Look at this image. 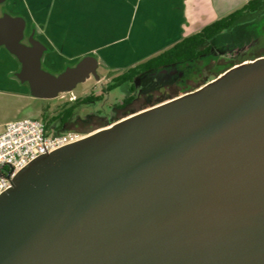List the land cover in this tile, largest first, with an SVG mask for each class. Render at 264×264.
<instances>
[{
  "label": "water",
  "instance_id": "1",
  "mask_svg": "<svg viewBox=\"0 0 264 264\" xmlns=\"http://www.w3.org/2000/svg\"><path fill=\"white\" fill-rule=\"evenodd\" d=\"M25 25L0 15L31 96L99 78L93 55L44 69ZM0 264H264V55L30 161L0 193Z\"/></svg>",
  "mask_w": 264,
  "mask_h": 264
},
{
  "label": "rangeland",
  "instance_id": "2",
  "mask_svg": "<svg viewBox=\"0 0 264 264\" xmlns=\"http://www.w3.org/2000/svg\"><path fill=\"white\" fill-rule=\"evenodd\" d=\"M176 1L7 0L5 4H0V10L4 7L10 14L24 17L25 34L34 29L37 38L47 46L44 59L41 58L44 69L59 73L81 57L93 55L99 61L97 72L100 76L99 80L89 77L72 91L59 93L55 98H35L30 95L28 85L21 83L14 75L19 70V64L2 46L0 131L3 129L1 123L5 121L26 117H39L45 121L75 97L101 93V84H107L115 74L167 48L181 37V33L182 36L189 35L241 7L248 0H185V24L181 33L178 16L175 18L174 14L164 9ZM252 42H255L257 52H264V9L206 42L205 45H211V51L199 60H188L139 75L134 81L135 95L154 89L162 90L173 79L179 80L180 87L185 83V90L191 91L189 89L202 81L208 82L215 77L223 67V60L220 59L233 58L247 51ZM175 88L181 90L177 87L172 90ZM127 94V85H122L104 94L100 100L80 105L59 129L81 131L91 126L93 130L83 132L88 134L100 124L117 121L120 118L111 107ZM138 104L135 102L134 107ZM51 126L58 127V122Z\"/></svg>",
  "mask_w": 264,
  "mask_h": 264
},
{
  "label": "trees",
  "instance_id": "3",
  "mask_svg": "<svg viewBox=\"0 0 264 264\" xmlns=\"http://www.w3.org/2000/svg\"><path fill=\"white\" fill-rule=\"evenodd\" d=\"M264 9V0H248L241 7L223 15L210 23L204 25L197 31L183 36L181 39L177 40L167 48H164L158 51L156 54L147 57L146 59L129 66L124 72L113 78L112 82L108 84L107 90H112L116 86L124 82L132 81L135 77L143 72H147L152 69H159L174 64L182 63L188 60H199L203 55L210 53L211 45H205L206 42L213 39L218 34H221L223 31L230 29L237 22L246 19L253 13ZM255 42H252L250 48L242 53H239L237 56H232L233 58H224L223 67L221 70L217 71L215 77L225 71L226 69L232 67L235 64L241 63L244 60L254 59L258 56L264 55V52H257L258 49H254ZM252 51V52H250ZM254 51V52H253ZM257 52V53H256ZM207 81H202L196 87H193L189 90H194ZM175 83H179V80L172 83H168L165 86V89L162 91L152 90L146 94H143L141 97H135L130 95L126 97L119 105H122L121 108L125 109L123 113L118 117L122 118L126 115H129L133 112H136L142 108L152 106L164 100L170 99L174 96L180 95L188 90H185V86L181 90L176 91L174 89ZM185 84V83H183ZM134 85L130 87L131 91H134ZM101 99L99 96H94L93 94L86 95L84 97H76L71 102L63 105L61 109L55 114L52 115L48 120L45 119V122L48 126H51L55 121L58 122V129L66 124L69 119L72 117L74 111L82 104L89 103L94 100ZM138 102L139 104L134 107L133 104ZM118 105V106H119ZM117 106V107H118ZM117 120V119H116ZM106 124H100L95 128L105 126ZM88 127L82 132H89L93 129ZM93 128V127H92Z\"/></svg>",
  "mask_w": 264,
  "mask_h": 264
},
{
  "label": "built area",
  "instance_id": "4",
  "mask_svg": "<svg viewBox=\"0 0 264 264\" xmlns=\"http://www.w3.org/2000/svg\"><path fill=\"white\" fill-rule=\"evenodd\" d=\"M85 136L74 128L60 130L48 126L39 117L5 122L0 131V193L11 186L12 177L30 161Z\"/></svg>",
  "mask_w": 264,
  "mask_h": 264
},
{
  "label": "flooded vegetation",
  "instance_id": "5",
  "mask_svg": "<svg viewBox=\"0 0 264 264\" xmlns=\"http://www.w3.org/2000/svg\"><path fill=\"white\" fill-rule=\"evenodd\" d=\"M7 2V0H5L4 2H2V3H6ZM1 3V4H2ZM3 12H8L7 11V9H5L4 7L0 10V15L3 13ZM9 13V12H8ZM14 15V14H13ZM25 27H26V25H25ZM32 31L34 32V29H32L27 35L25 34V29H24V37H23V39H22V41L24 42V43H28V36L32 33ZM33 35H34V37H36L37 38V36H36V34H35V32L33 33ZM38 39V38H37ZM45 45V44H44ZM46 46V45H45ZM47 52V46H46V50L43 52V55H42V57L44 56V54ZM98 60V59H97ZM77 62V61H76ZM75 62V63H76ZM74 63V64H75ZM19 64V63H18ZM74 64H71V65H74ZM69 66V65H68ZM19 67H20V64H19ZM98 67H99V61H98ZM98 67H97V69H98ZM168 67H170V66H168ZM128 68V67H127ZM127 68H125L124 70H122L121 72H119L118 74H115L110 80H109V82L107 83V84H105V85H103V84H101V86H102V92L101 93H99V94H96V93H94V92H92V93H90V94H93L94 96H99L101 99L104 97V94H107L109 91H111V90H107L106 88H107V86H108V84L109 83H111L112 82V80H113V78H115L116 76H118L119 74H121L122 72H124ZM167 67H164V68H159V69H156V70H162V69H166ZM152 70H155V69H152ZM150 71V70H149ZM166 71L167 70H165V73H166ZM148 72V71H147ZM143 73H145V72H143ZM143 73H141V74H143ZM97 74H98V72H97ZM141 74H139V75H141ZM138 75V76H139ZM98 76H99V74H98ZM137 76V77H138ZM90 77H93V78H95L92 74H90ZM96 79V78H95ZM100 79V76H99V78L97 79V80H99ZM135 79H136V77L132 80V81H129V82H124V83H121L120 85H118V86H122V85H127V95L124 97V98H122L119 102H117V103H114V105L111 107V109L113 110V112L115 113V115L118 117V116H120L122 113H123V111L125 110V109H122L121 108V106L122 105H119L126 97H128V96H130V95H134L135 97H141L143 94H146V93H148V92H150V91H146V92H141V93H139L138 95H135V89H136V87H135V84H134V81H135ZM174 81H177V80H175V79H173V80H171V81H169L168 83H172V82H174ZM168 83H166V84H168ZM27 84V83H26ZM166 84L164 85V87H163V89L162 90H164L165 89V86H166ZM132 85H134V91H131L130 90V87L132 86ZM118 86H116V87H118ZM184 86V84L182 85V87ZM115 87V88H116ZM174 87H177V88H179V89H181L182 87H180L179 86V83H175V85H174ZM114 89V88H113ZM112 89V90H113ZM176 89V88H175ZM155 90V89H154ZM161 89L160 90H158V91H162ZM152 91V90H151ZM155 91H157V90H155ZM90 94H87V95H90ZM86 96V95H85ZM76 98V97H75ZM74 98V99H75ZM100 100V99H99ZM119 105V106H118ZM134 105V104H133ZM118 106V107H117ZM123 107V106H122Z\"/></svg>",
  "mask_w": 264,
  "mask_h": 264
},
{
  "label": "crops",
  "instance_id": "6",
  "mask_svg": "<svg viewBox=\"0 0 264 264\" xmlns=\"http://www.w3.org/2000/svg\"><path fill=\"white\" fill-rule=\"evenodd\" d=\"M184 1L185 0H178V2L176 1L175 3H174V5H170V6H166V8H164V9H167V10H169L170 11V14L171 15H173L174 14V16H175V18L177 17L178 18V20L180 21V33H181V31H182V28L184 27V24H185V20H184V16H183V10H184ZM177 3V4H176ZM165 7V6H164ZM25 19V18H24ZM166 20V19H165ZM167 21V20H166ZM196 25H199L198 23L196 24ZM197 31V30H196ZM195 32V31H194ZM181 37L179 38V39H181L183 36H186V35H183L182 36V33H181V35H180ZM178 39V40H179ZM177 41V40H176ZM176 41H174V42H176ZM173 42V43H174ZM2 48V46H0V49ZM1 51V50H0ZM12 55V54H11ZM45 55V54H44ZM12 57H14V56H12ZM43 59H44V56H43ZM16 61H17V59H16ZM17 63H19L18 61H17ZM1 86V85H0ZM5 122H7V121H5ZM5 122H3V123H1V126H3L4 125V123Z\"/></svg>",
  "mask_w": 264,
  "mask_h": 264
}]
</instances>
